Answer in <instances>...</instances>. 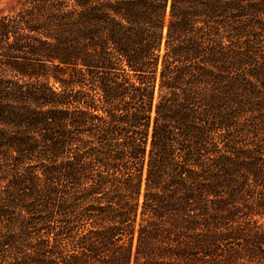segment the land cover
<instances>
[{"label": "trees", "instance_id": "16d2710c", "mask_svg": "<svg viewBox=\"0 0 264 264\" xmlns=\"http://www.w3.org/2000/svg\"><path fill=\"white\" fill-rule=\"evenodd\" d=\"M0 264H264V0H5Z\"/></svg>", "mask_w": 264, "mask_h": 264}, {"label": "rangeland", "instance_id": "374dc122", "mask_svg": "<svg viewBox=\"0 0 264 264\" xmlns=\"http://www.w3.org/2000/svg\"><path fill=\"white\" fill-rule=\"evenodd\" d=\"M5 0H0V7L4 5Z\"/></svg>", "mask_w": 264, "mask_h": 264}]
</instances>
